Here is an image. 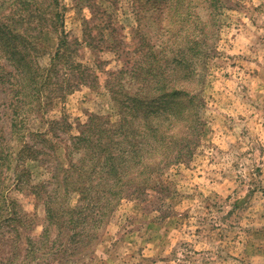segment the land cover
Masks as SVG:
<instances>
[{
	"label": "rangeland",
	"instance_id": "rangeland-1",
	"mask_svg": "<svg viewBox=\"0 0 264 264\" xmlns=\"http://www.w3.org/2000/svg\"><path fill=\"white\" fill-rule=\"evenodd\" d=\"M58 1L0 0V46L48 68L69 44L40 98L0 48V264H264V0H223L215 25L203 2L200 42H162L137 19L148 2ZM182 50L194 126L132 183L165 117L129 98L157 96L149 79Z\"/></svg>",
	"mask_w": 264,
	"mask_h": 264
},
{
	"label": "trees",
	"instance_id": "trees-1",
	"mask_svg": "<svg viewBox=\"0 0 264 264\" xmlns=\"http://www.w3.org/2000/svg\"><path fill=\"white\" fill-rule=\"evenodd\" d=\"M27 1L30 2V0ZM222 1L223 0H135V4L137 5L138 3H145V5H147V2L149 3L148 9L150 10H145L146 12L144 13L138 12L137 19L139 24H142V19H147L153 24L154 22H157L158 26L156 34L158 37H160V39L163 38L162 42H200V35H206L207 31L209 30V22L203 20L201 14L199 13L201 5L203 2L206 3L204 10L208 12L211 23L215 25L216 16L223 7ZM52 5H59V1L52 0ZM28 10L29 9L26 11L28 12ZM56 16L59 18L57 20L58 23L56 22V25H54L57 29L62 24H60V14L56 13ZM138 29L141 31V28ZM42 31L44 32V30ZM58 32H60V29ZM142 32L143 31H141V33ZM164 46H166V43ZM0 48L7 55H9L10 59H8L10 61L15 59L13 54L23 55V57L19 60V63L22 67L17 66L19 69L18 76L25 78L28 85L30 84L31 88L34 87V91L35 87L38 88V98L41 97L43 90L45 89H41L40 87L44 86L45 84V87H47L50 84H48V80L52 79V74L57 68L56 61L59 59V62H61L69 57V44L64 38L62 40L60 39V42H58L56 51L52 56L51 64L48 68H41L39 64H35L30 55L26 54L25 56L24 51H20L22 49H20L18 46H16L17 50L14 49L10 42H4L3 46H0ZM23 50L27 52L28 47H25ZM10 51H12V53ZM175 55L176 62L173 68L168 67V65L164 68L158 66L156 70L160 71V73L157 74L159 76L155 77L153 75V82L151 79H149L148 86H155L157 96L151 100H149L150 96L148 95H145L143 98H140V95H135V98L134 96L129 98V106L133 110H140L144 113L145 123L148 121V119H152V116L155 115L165 117V119L163 121L160 120L155 127H152L149 121L147 122V129L151 131V135L155 139L156 145H150V147L146 149L149 151L148 158L147 160L140 159L141 167H138L136 176L130 180L132 183H134L136 178L141 175L143 169H146L150 179H152L154 171H152L153 165L151 160H149V156L151 155L153 159L160 160L161 154H166L169 150H172L173 145L175 143H179L177 141L180 140V143L186 142L188 140V136H183L184 130L194 126V109L197 105L196 100H198L199 97L198 94L195 93L196 88H194L192 85L196 84L194 82H189V75H180L184 69H190L192 67V63L188 60L183 61L185 59L184 50L181 51V58H179V54L177 52H175ZM15 61L18 60L15 59ZM182 66H184V69L178 71L177 68H181ZM150 67L151 65H149L148 68H145L146 73L154 72L150 70ZM16 113L18 117L21 118V123H23L24 127L27 118H29L28 113H26V116H22L20 112ZM131 123V121L127 120L126 116L123 117L121 132L127 133L128 126ZM134 132H136L135 137L137 136L138 138L140 132L137 133V131H133L132 134H134ZM129 133H131V129ZM126 137H129V135H126ZM21 140H23V137ZM127 140L128 139L126 138L124 139L125 142H127ZM184 151V149L179 150V157L177 158L179 161H181L180 159H183L185 155ZM24 152H28L29 157L33 160L37 158L36 152L28 144L24 146L23 153ZM135 153L137 156V152ZM27 157L28 156H24L25 159ZM123 175L124 173H122L121 177L117 176L118 182L123 183ZM123 184H125V182ZM48 212L49 217L51 218L56 214V211L52 205Z\"/></svg>",
	"mask_w": 264,
	"mask_h": 264
}]
</instances>
